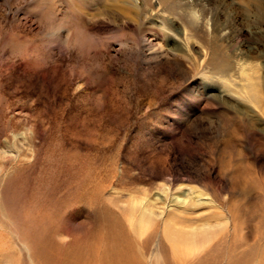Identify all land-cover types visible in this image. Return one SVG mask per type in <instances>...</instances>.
Segmentation results:
<instances>
[{"label":"rangeland","instance_id":"1","mask_svg":"<svg viewBox=\"0 0 264 264\" xmlns=\"http://www.w3.org/2000/svg\"><path fill=\"white\" fill-rule=\"evenodd\" d=\"M189 1L222 37L184 34ZM174 5L0 0V264H261L264 115L234 92L244 61L264 108V0ZM46 17L64 31L46 35ZM76 27L95 44L66 55ZM162 186L210 202L180 223L218 226L177 241L140 220L132 206Z\"/></svg>","mask_w":264,"mask_h":264},{"label":"bare ground","instance_id":"2","mask_svg":"<svg viewBox=\"0 0 264 264\" xmlns=\"http://www.w3.org/2000/svg\"><path fill=\"white\" fill-rule=\"evenodd\" d=\"M158 1H159V5L161 7L164 6V10L170 12V14L176 11L175 10L176 7L174 5L175 0H158ZM171 2H173V6L170 4ZM185 6L186 8L184 9L179 8V12H178L179 15L178 17L180 18L181 15L182 19L184 20L182 21V23L185 25L183 29L184 34H186V30L188 28H192V29L204 28L206 31L210 28L211 35L214 39L217 38L218 36L219 37L223 36V34L217 36L219 29L217 31L215 23H212L211 19L208 18L210 17V15L208 16V11L206 9L196 8L197 5L196 3H194V1L191 2L189 1V4ZM194 14L198 15L199 17L198 20L195 18ZM213 41L214 40H211L206 43V46L210 52L209 66H211L215 70H220V72L223 73L227 70L226 64L217 63L213 65L212 63V60L216 56H218L220 52L219 49L217 50V48L211 45L214 44ZM238 68L240 72L239 74L243 78V85H241L240 88L236 89L234 93L239 98H243L246 102H249L261 114V116L264 115V108L262 107L263 105L261 103L262 102L261 98H258L259 96L255 91V86L253 83L254 76H251L250 74V72L252 74L253 73L255 74L256 71L253 69V67H250L248 63L240 60H238ZM171 190L172 189L167 186H162L160 188H157L156 190L157 192L154 193V196L150 197L148 194H146L145 198L142 201L136 202L132 206V209L138 213V216L142 221L144 219H147L149 223L150 222L153 223L157 220L161 221L162 224H165L170 228V230L172 231V239H175L177 241L184 240L185 237H188L189 239H191V241H193V239H197L198 236H204V235L206 236L207 234H209V232L212 229L218 226V224L213 225V224L203 223L201 225L192 227L190 226L191 224L184 225L183 223H180V221H178L177 218L183 219L181 218V216L196 214V212L194 211L195 208H199L205 204H210V202L203 199L200 196L199 192L193 189H189L188 191L186 190V192H183L182 195L176 197H172ZM225 221L226 218H223L220 225ZM186 228L189 231H182L185 230ZM117 253L118 254L115 257L113 256V259L110 260L109 259L107 260L106 257H102V259L106 258V260L102 264H141L140 260L138 259L131 260L125 254L119 252ZM261 264H264V252H263Z\"/></svg>","mask_w":264,"mask_h":264},{"label":"clouds","instance_id":"3","mask_svg":"<svg viewBox=\"0 0 264 264\" xmlns=\"http://www.w3.org/2000/svg\"><path fill=\"white\" fill-rule=\"evenodd\" d=\"M198 20V15L194 14ZM41 27L46 35H56L64 31L62 23L55 21L53 17H46L41 21ZM95 36L87 32L86 29L76 27L66 32L62 42V52L66 55L76 53L81 55L95 44Z\"/></svg>","mask_w":264,"mask_h":264}]
</instances>
